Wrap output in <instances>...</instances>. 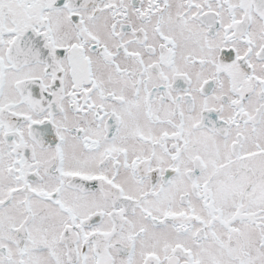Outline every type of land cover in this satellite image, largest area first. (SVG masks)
<instances>
[{"label": "snow or ice", "instance_id": "6c2138e0", "mask_svg": "<svg viewBox=\"0 0 264 264\" xmlns=\"http://www.w3.org/2000/svg\"><path fill=\"white\" fill-rule=\"evenodd\" d=\"M0 264H264V0H0Z\"/></svg>", "mask_w": 264, "mask_h": 264}]
</instances>
